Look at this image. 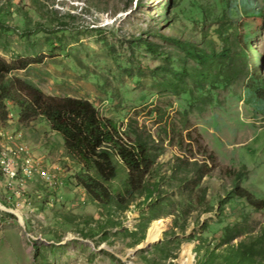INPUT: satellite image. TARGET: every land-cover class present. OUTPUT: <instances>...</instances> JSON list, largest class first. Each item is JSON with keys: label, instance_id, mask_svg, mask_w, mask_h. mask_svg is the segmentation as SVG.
<instances>
[{"label": "rangeland", "instance_id": "rangeland-1", "mask_svg": "<svg viewBox=\"0 0 264 264\" xmlns=\"http://www.w3.org/2000/svg\"><path fill=\"white\" fill-rule=\"evenodd\" d=\"M220 1L0 0V58L24 66L11 77L47 96L89 101L124 139L148 138L157 154L150 197L142 190L118 203L126 187L118 165L108 184L114 199L95 201L77 183L81 167L61 136L39 116L21 122L7 104L0 152L12 150L16 177L0 173V264H238L225 228L236 246L264 225V207L254 211L234 193L264 202V105L247 103L244 70L216 89L179 75L194 64L168 41L201 47L202 30L229 15ZM249 2L231 16L250 32V58L264 79V0ZM208 14L216 20L201 27ZM154 45L156 53L147 48ZM153 221L162 222L160 238L147 244Z\"/></svg>", "mask_w": 264, "mask_h": 264}, {"label": "trees", "instance_id": "trees-1", "mask_svg": "<svg viewBox=\"0 0 264 264\" xmlns=\"http://www.w3.org/2000/svg\"><path fill=\"white\" fill-rule=\"evenodd\" d=\"M224 1L229 15L221 16L217 27L204 30L205 32L202 30L201 47L187 40L168 38L194 64L192 68H183L176 73L192 79L197 86L203 88L207 84L210 89H216L230 85L237 79L235 71L244 70L247 103L259 109L264 105V79L255 70L250 58L252 37L245 30V24L237 23L231 16L234 13L232 9L237 12L238 4H244L248 8L251 3H247V0H240V3L237 0ZM222 3L220 1L221 9L224 8ZM170 5L173 7L172 2ZM170 5L164 9L166 13L169 12V16ZM255 15L257 13H249L246 17L253 18ZM215 20L208 14L200 21L203 22L201 27L206 25L205 21ZM196 26L193 24L194 30ZM147 48H154L153 53H156L158 46ZM23 68L20 64H9L0 58V126L8 120L10 114L7 104L16 107L21 122L31 121L37 116L43 118L61 136L67 152L78 161L81 169L76 176L77 183L95 201L108 202L114 199L108 184L117 177L118 165L123 166L126 174L123 194L118 193L116 196L118 203H123V195L130 197L142 190L147 191L145 198L150 197L151 191L157 186V182L151 180L157 154L150 151L149 139H142L135 134L129 142L122 137L118 124L101 118L89 101L47 96L33 85L11 77L14 69ZM150 187L152 190H149ZM234 193L237 198L245 199L254 211L263 209V200L257 203L246 190L236 189ZM232 232L233 229L224 230L226 234L223 243L231 247L228 258L239 260L238 264H264L254 259L256 255H264V225L260 226L258 235L248 245L239 242L236 246H231L232 239L236 238Z\"/></svg>", "mask_w": 264, "mask_h": 264}, {"label": "bare ground", "instance_id": "bare-ground-1", "mask_svg": "<svg viewBox=\"0 0 264 264\" xmlns=\"http://www.w3.org/2000/svg\"><path fill=\"white\" fill-rule=\"evenodd\" d=\"M5 136L1 131H0V140L2 139V137ZM10 139V138H7ZM10 154H12V150H10L9 148H5L4 150H2L0 152V160H4L6 161L7 165L10 166L13 170V161L10 157ZM29 160L27 159H23V164H22V176L25 177H29L31 175V166L28 163ZM0 173L3 176H6L8 179L13 180L16 177V173L13 170V175H8L7 176V168L6 166H0ZM0 209L3 211H6L5 208L3 206H1L0 204ZM13 214H15L16 216H18L19 220L22 221V218L20 217V214L18 212H12ZM161 223L159 221H153L152 224L150 225L149 229L147 230V237H146V243L147 244H153L158 242L159 238H160V234H161Z\"/></svg>", "mask_w": 264, "mask_h": 264}, {"label": "built area", "instance_id": "built-area-1", "mask_svg": "<svg viewBox=\"0 0 264 264\" xmlns=\"http://www.w3.org/2000/svg\"><path fill=\"white\" fill-rule=\"evenodd\" d=\"M0 166H6L7 168V176L8 175H13V170L10 166L7 165L6 161L0 160Z\"/></svg>", "mask_w": 264, "mask_h": 264}]
</instances>
